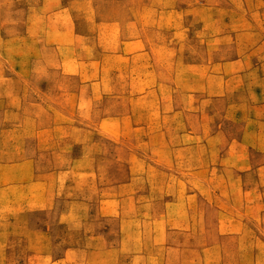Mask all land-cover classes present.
Listing matches in <instances>:
<instances>
[{
  "label": "rangeland",
  "instance_id": "374dc122",
  "mask_svg": "<svg viewBox=\"0 0 264 264\" xmlns=\"http://www.w3.org/2000/svg\"><path fill=\"white\" fill-rule=\"evenodd\" d=\"M0 264H264V0H0Z\"/></svg>",
  "mask_w": 264,
  "mask_h": 264
},
{
  "label": "crops",
  "instance_id": "0c3cea01",
  "mask_svg": "<svg viewBox=\"0 0 264 264\" xmlns=\"http://www.w3.org/2000/svg\"><path fill=\"white\" fill-rule=\"evenodd\" d=\"M177 144L178 143L176 142V145ZM69 169L70 167L63 170L55 169L53 170V172H51L50 177L47 179L40 178L35 181L34 180L28 181L29 184H25L24 187L32 186L34 192L30 191L26 197V200L35 202L33 206L38 208L53 206L55 204V199L57 197L55 191L56 183L60 181V177H62L64 173H66V171H69ZM162 219H163V223L169 224L170 222L169 219H164V216L162 217ZM178 219L179 218L176 217L173 218V220H178Z\"/></svg>",
  "mask_w": 264,
  "mask_h": 264
}]
</instances>
